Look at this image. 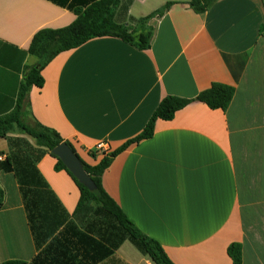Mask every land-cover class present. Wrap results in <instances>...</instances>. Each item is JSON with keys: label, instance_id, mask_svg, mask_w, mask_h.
Returning a JSON list of instances; mask_svg holds the SVG:
<instances>
[{"label": "crops", "instance_id": "0c3cea01", "mask_svg": "<svg viewBox=\"0 0 264 264\" xmlns=\"http://www.w3.org/2000/svg\"><path fill=\"white\" fill-rule=\"evenodd\" d=\"M99 1L0 0V117L15 108L25 68L39 62L29 54L33 36L71 25L76 9ZM116 2L118 24L153 31L150 49L104 37L60 54L43 87L30 90L26 122L55 130L97 165V144L112 153L139 136L164 98L233 86L226 113L194 102L158 120L153 138L114 158L103 187L174 264H233V243L243 264H264V0H217L204 14L190 0ZM170 2L165 15L139 23ZM0 156L12 164L0 169V264H113L75 214L79 188L51 152L14 131L0 139ZM112 258L152 264L128 241Z\"/></svg>", "mask_w": 264, "mask_h": 264}, {"label": "trees", "instance_id": "16d2710c", "mask_svg": "<svg viewBox=\"0 0 264 264\" xmlns=\"http://www.w3.org/2000/svg\"><path fill=\"white\" fill-rule=\"evenodd\" d=\"M217 0H190L189 8L196 14H204ZM116 0H102L95 2L86 9H76V20L69 26L61 29L45 28L39 30L32 38L29 54L39 62L36 66H27L20 86L15 108L0 117V139H6L14 131L25 134L35 140L39 147L51 152L62 143H66L81 161L84 170L94 182L96 188L90 191L81 184L66 168L60 159H57L56 171L64 170L76 183L80 191V199L75 214L81 216L85 230L95 232L92 226L103 224V231L97 233L104 245V257L110 258L113 264H124L121 260L112 258L115 251L126 241L130 242L152 264H174L161 243L142 232L125 214L120 206L111 198L103 187V175L111 166L115 157L131 145L153 138L155 125L158 120L171 121L176 113L194 102L207 105L211 110L227 112L235 96V88L222 83H213L200 92L193 99H183L175 96L164 98L145 126L143 132L136 138L129 140L112 153L103 154L97 165L85 163L77 154L74 146L64 140L58 132L35 122L30 125L26 122L28 95L33 87L42 88L43 70L60 54L72 51L87 42L104 37L118 38L139 50H148L151 47L153 31L139 33L136 28L118 24L115 21ZM174 3H167L163 8L141 19L139 23H147L155 17H162ZM95 154L93 153V156ZM0 169L11 171L10 159L0 162ZM5 193L0 188V206L4 202ZM95 221V222H94ZM97 221V222H96ZM104 224L106 226H104ZM101 225V224H100ZM92 239V238H91ZM93 240V239H92ZM95 241V240H94ZM100 244V242H98ZM108 246V247H107ZM228 255L233 264H243V249L239 243H233L228 248ZM6 264H27L25 262H7Z\"/></svg>", "mask_w": 264, "mask_h": 264}, {"label": "water", "instance_id": "95a60500", "mask_svg": "<svg viewBox=\"0 0 264 264\" xmlns=\"http://www.w3.org/2000/svg\"><path fill=\"white\" fill-rule=\"evenodd\" d=\"M51 154L60 159L81 184L85 185L90 191L95 190L96 186L94 182L84 170L81 161L66 143L57 146L51 151Z\"/></svg>", "mask_w": 264, "mask_h": 264}, {"label": "built area", "instance_id": "2783aa9c", "mask_svg": "<svg viewBox=\"0 0 264 264\" xmlns=\"http://www.w3.org/2000/svg\"><path fill=\"white\" fill-rule=\"evenodd\" d=\"M96 149L98 152L102 153V154H108L109 152V146L107 143L105 142H100L99 144H97ZM5 158L3 156H0V161H4Z\"/></svg>", "mask_w": 264, "mask_h": 264}, {"label": "rangeland", "instance_id": "374dc122", "mask_svg": "<svg viewBox=\"0 0 264 264\" xmlns=\"http://www.w3.org/2000/svg\"><path fill=\"white\" fill-rule=\"evenodd\" d=\"M95 222V221H94ZM97 222V221H96ZM100 223H98L99 225H96V226H92V228H93V230H95V232H98L99 230H100V232H102L103 231V224H102V222L101 221H99ZM101 224V225H100ZM104 226H106L105 224H104Z\"/></svg>", "mask_w": 264, "mask_h": 264}]
</instances>
